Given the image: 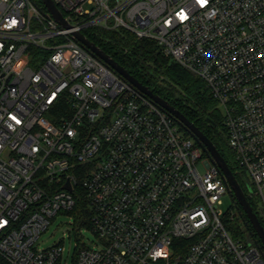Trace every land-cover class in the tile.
Listing matches in <instances>:
<instances>
[{
	"label": "built area",
	"instance_id": "obj_1",
	"mask_svg": "<svg viewBox=\"0 0 264 264\" xmlns=\"http://www.w3.org/2000/svg\"><path fill=\"white\" fill-rule=\"evenodd\" d=\"M53 2L70 27L0 0V264H68L37 241L77 186L98 243H77L76 264H264L258 237L228 230L240 212L219 209L229 185L210 156L75 37L123 29L201 78L264 223V0Z\"/></svg>",
	"mask_w": 264,
	"mask_h": 264
},
{
	"label": "trees",
	"instance_id": "obj_2",
	"mask_svg": "<svg viewBox=\"0 0 264 264\" xmlns=\"http://www.w3.org/2000/svg\"><path fill=\"white\" fill-rule=\"evenodd\" d=\"M33 1L45 9L41 0ZM83 34L123 66L132 76L149 87L154 94L178 109L214 143L239 181L254 212L259 216L257 203L249 197L242 178L243 175L239 172L240 168L233 151L229 147L218 103L204 81L177 64L170 57L165 56L155 42L138 39L123 29L111 30L90 27L85 29ZM210 121L215 125L213 126ZM180 128L187 136H191L181 126ZM74 194L76 205L70 214L74 217L75 235H77L76 232L84 228L92 231V211L85 193L80 186H77ZM232 199L237 205L236 208L241 212H238L239 215H236V219L228 226V230L238 237H246L247 233L251 235L253 229L247 225L246 215L234 197ZM260 221L264 224L261 219ZM252 236L258 240L256 234ZM258 241L260 242V240ZM77 255L78 252L76 251L74 264H76Z\"/></svg>",
	"mask_w": 264,
	"mask_h": 264
},
{
	"label": "water",
	"instance_id": "obj_3",
	"mask_svg": "<svg viewBox=\"0 0 264 264\" xmlns=\"http://www.w3.org/2000/svg\"><path fill=\"white\" fill-rule=\"evenodd\" d=\"M47 12L64 27H70V24L65 20L61 11L57 8L53 0H41ZM76 39L81 45L87 49L93 56L100 59L108 67L113 69L120 77L128 81V83L137 91L148 97L154 104L166 111L171 115L177 124L190 133L192 138L202 147V149L210 156L212 162L218 166L222 172L227 184L229 185V194L239 204L242 212L246 215L248 222L253 229L252 234H256L260 239L264 247V227L260 222L257 214L250 202L248 201L244 190L242 189L239 181L230 169L228 163L220 154L214 143L198 128L196 127L185 115H183L178 109L171 105L168 101L164 100L160 96H157L152 90L140 82L137 78L132 76L123 66L116 62L110 55L104 52L101 48L96 46L90 41L83 33L78 32L75 34ZM214 126L215 124L210 121ZM66 188L71 190L70 183L66 184ZM241 212V211H240Z\"/></svg>",
	"mask_w": 264,
	"mask_h": 264
},
{
	"label": "rangeland",
	"instance_id": "obj_4",
	"mask_svg": "<svg viewBox=\"0 0 264 264\" xmlns=\"http://www.w3.org/2000/svg\"><path fill=\"white\" fill-rule=\"evenodd\" d=\"M204 170L203 167L200 168ZM248 190L251 191V185L248 184ZM234 202L232 197L227 194L222 198V205L219 207L220 210L227 214L232 208ZM69 223L74 224V217L72 215H62L57 219L53 220L48 230L43 233L37 241V247L40 249H46L52 247L57 243H61L65 248L64 260L68 264H74L77 243L82 242L89 248H96L98 243L97 236L90 230L84 228L81 232L79 239L73 232L69 237Z\"/></svg>",
	"mask_w": 264,
	"mask_h": 264
}]
</instances>
